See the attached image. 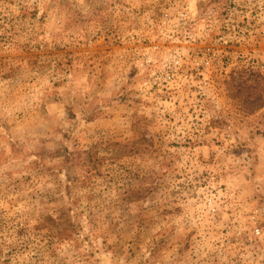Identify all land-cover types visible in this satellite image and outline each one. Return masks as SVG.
Returning <instances> with one entry per match:
<instances>
[{
  "label": "rangeland",
  "instance_id": "374dc122",
  "mask_svg": "<svg viewBox=\"0 0 264 264\" xmlns=\"http://www.w3.org/2000/svg\"><path fill=\"white\" fill-rule=\"evenodd\" d=\"M0 264H264V0H0Z\"/></svg>",
  "mask_w": 264,
  "mask_h": 264
},
{
  "label": "trees",
  "instance_id": "16d2710c",
  "mask_svg": "<svg viewBox=\"0 0 264 264\" xmlns=\"http://www.w3.org/2000/svg\"><path fill=\"white\" fill-rule=\"evenodd\" d=\"M262 107V105H260L258 108Z\"/></svg>",
  "mask_w": 264,
  "mask_h": 264
}]
</instances>
